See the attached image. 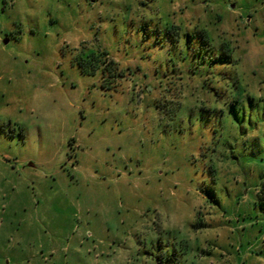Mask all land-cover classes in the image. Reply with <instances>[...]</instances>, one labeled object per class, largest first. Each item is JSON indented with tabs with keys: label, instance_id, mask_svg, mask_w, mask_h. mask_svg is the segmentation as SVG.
Wrapping results in <instances>:
<instances>
[{
	"label": "rangeland",
	"instance_id": "1",
	"mask_svg": "<svg viewBox=\"0 0 264 264\" xmlns=\"http://www.w3.org/2000/svg\"><path fill=\"white\" fill-rule=\"evenodd\" d=\"M158 30L231 64L191 73ZM246 95L264 0H0V264H264L247 136L201 115Z\"/></svg>",
	"mask_w": 264,
	"mask_h": 264
},
{
	"label": "trees",
	"instance_id": "2",
	"mask_svg": "<svg viewBox=\"0 0 264 264\" xmlns=\"http://www.w3.org/2000/svg\"><path fill=\"white\" fill-rule=\"evenodd\" d=\"M157 33V40H152V46L159 43V48H161L169 44L170 52L172 51L173 54H175L174 51L177 54L179 52L183 54V58H190L193 67L191 71L189 70L191 73L195 72V74H199L200 70L205 69V71H207L220 64H231V58L221 47H215L196 32L185 33L181 37L182 39L176 36L172 31L160 32V30H158ZM147 36L149 35L144 34L145 38ZM180 61L184 62L185 60L181 59ZM232 86L235 88V95L241 93L239 85H234L232 83ZM204 88L211 92H217V89L210 84H205ZM235 101L236 100L227 104L226 107L222 109L223 112L214 110L213 112L211 111L212 115L210 110L204 109L201 115L205 114L206 116V114H208L205 118H215V124H217L218 127L214 131L217 133L219 143L223 140V137H225L220 127L222 125L221 118H232L237 132L247 136L242 142V152H248L253 158V161L251 160L250 163L257 164L260 167V183L256 192L255 209L261 220H264V174H262V172L264 173V98L259 97L256 99L250 95H246L245 101L241 99ZM226 139H229V137H226ZM226 139L224 140L225 142H227ZM232 141L231 145L228 144L231 153L237 143V139L234 138ZM234 158L238 160L237 156H234Z\"/></svg>",
	"mask_w": 264,
	"mask_h": 264
}]
</instances>
